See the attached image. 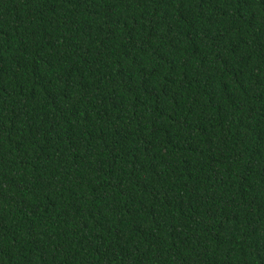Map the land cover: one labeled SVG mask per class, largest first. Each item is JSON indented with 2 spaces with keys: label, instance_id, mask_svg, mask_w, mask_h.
Listing matches in <instances>:
<instances>
[{
  "label": "trees",
  "instance_id": "trees-1",
  "mask_svg": "<svg viewBox=\"0 0 264 264\" xmlns=\"http://www.w3.org/2000/svg\"><path fill=\"white\" fill-rule=\"evenodd\" d=\"M0 264H264V0H0Z\"/></svg>",
  "mask_w": 264,
  "mask_h": 264
}]
</instances>
